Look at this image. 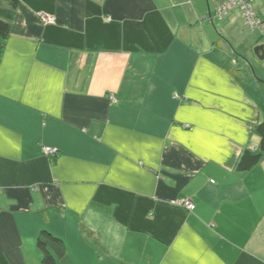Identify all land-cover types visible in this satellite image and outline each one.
<instances>
[{"label":"crops","instance_id":"0c3cea01","mask_svg":"<svg viewBox=\"0 0 264 264\" xmlns=\"http://www.w3.org/2000/svg\"><path fill=\"white\" fill-rule=\"evenodd\" d=\"M220 1H19L0 56V264H41V231L57 264H264V157L236 170L259 143L264 68L233 59L252 29L238 8L216 18Z\"/></svg>","mask_w":264,"mask_h":264},{"label":"trees","instance_id":"16d2710c","mask_svg":"<svg viewBox=\"0 0 264 264\" xmlns=\"http://www.w3.org/2000/svg\"><path fill=\"white\" fill-rule=\"evenodd\" d=\"M19 1L20 0H0V56L3 50L4 43L9 36L11 23ZM249 1L252 6V0ZM224 2H226V0H221L218 6L222 5ZM252 10L254 11L253 7ZM254 13L259 19L255 11ZM259 21L262 25H264V21L260 19ZM250 29H258L261 31L264 28ZM255 132L259 138L258 146L255 150L246 149L242 152L236 165V170L238 172H246L251 170L252 168L257 166L264 157V121H262L255 127ZM36 247L41 254V264H57L56 257L51 252L54 251L56 255H60L62 243L59 239L55 238L46 231H41L36 239Z\"/></svg>","mask_w":264,"mask_h":264},{"label":"built area","instance_id":"2783aa9c","mask_svg":"<svg viewBox=\"0 0 264 264\" xmlns=\"http://www.w3.org/2000/svg\"><path fill=\"white\" fill-rule=\"evenodd\" d=\"M233 8H238L241 12V14L244 17L245 23L250 28H264V25H262L259 21V19L256 17L254 11L252 10V6L250 4V1L246 0H226L222 5H219L216 7L214 11V16L218 19L225 16L230 10ZM38 19L42 24H53L55 22V18L49 15H46L44 13H39ZM111 101H114L113 96L111 95L109 97ZM44 153L48 156H55L56 150L54 148H44ZM179 206L184 207L188 209L189 211L194 210V204L191 203L188 200L180 201L178 203Z\"/></svg>","mask_w":264,"mask_h":264},{"label":"rangeland","instance_id":"374dc122","mask_svg":"<svg viewBox=\"0 0 264 264\" xmlns=\"http://www.w3.org/2000/svg\"><path fill=\"white\" fill-rule=\"evenodd\" d=\"M260 30L256 29V30H252L250 31L251 32V35L253 34V36L251 38H246L243 42V44L240 46L239 48V52L235 51L234 52L232 51V49H229L230 53L232 54V52L234 53V55H232L233 59L235 61H238V62H243V63H246L247 66H254L252 64V61L256 64H259L261 65L263 68H264V60H261L259 61L255 56L254 54L252 53V50L253 48L256 46V43L259 44H263L264 45V36L261 35L259 33ZM258 40V41H257ZM253 57V59H252Z\"/></svg>","mask_w":264,"mask_h":264},{"label":"water","instance_id":"95a60500","mask_svg":"<svg viewBox=\"0 0 264 264\" xmlns=\"http://www.w3.org/2000/svg\"><path fill=\"white\" fill-rule=\"evenodd\" d=\"M252 53L259 61L264 60V45L261 43H256V46L253 48Z\"/></svg>","mask_w":264,"mask_h":264}]
</instances>
